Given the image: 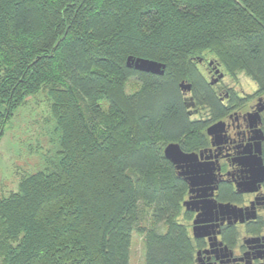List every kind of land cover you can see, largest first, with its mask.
Returning a JSON list of instances; mask_svg holds the SVG:
<instances>
[{"label":"trees","instance_id":"obj_1","mask_svg":"<svg viewBox=\"0 0 264 264\" xmlns=\"http://www.w3.org/2000/svg\"><path fill=\"white\" fill-rule=\"evenodd\" d=\"M206 56L264 93V0H0V139L28 97L50 104L47 147L28 149L38 168L0 197V264H130L133 233L144 264L190 262L185 184L163 149L202 139L179 82L216 101Z\"/></svg>","mask_w":264,"mask_h":264},{"label":"flooded vegetation","instance_id":"obj_2","mask_svg":"<svg viewBox=\"0 0 264 264\" xmlns=\"http://www.w3.org/2000/svg\"><path fill=\"white\" fill-rule=\"evenodd\" d=\"M208 61L197 64L216 101L183 94L190 117L206 126L202 139L182 149L194 158L179 170L171 163L185 184L188 264H264V93L256 85L246 92L236 76L221 87L228 75Z\"/></svg>","mask_w":264,"mask_h":264},{"label":"rangeland","instance_id":"obj_3","mask_svg":"<svg viewBox=\"0 0 264 264\" xmlns=\"http://www.w3.org/2000/svg\"><path fill=\"white\" fill-rule=\"evenodd\" d=\"M206 60H214L212 56H206ZM202 72L205 67L198 65ZM228 77L222 86L232 84L231 78L236 76L246 92L251 91L255 83L251 78H246L242 72L229 73L223 68ZM204 73V72H203ZM251 80V81H250ZM139 83L130 79L126 85V91L131 93L138 89ZM50 120V104L45 91L39 92L33 97H28L25 104L14 114L5 127L4 135L0 139V197L15 192L20 178L35 171L39 166V156L29 154L28 149L40 141L45 143V126ZM143 224H147L146 221ZM160 231L164 227L159 228ZM130 264H144V239L141 234L133 233L130 248Z\"/></svg>","mask_w":264,"mask_h":264},{"label":"water","instance_id":"obj_4","mask_svg":"<svg viewBox=\"0 0 264 264\" xmlns=\"http://www.w3.org/2000/svg\"><path fill=\"white\" fill-rule=\"evenodd\" d=\"M202 58H198V61H201ZM214 60H209L208 64L212 65ZM126 64L128 67H133L137 71L146 72L151 74L163 75L165 70V64L161 62H157L155 60H150L146 58L140 57H132L128 56L126 60ZM219 69L216 70L218 72ZM179 87L184 94L191 91V83L187 82L186 80H182L179 82ZM219 123L213 124L207 128V133L211 134L215 131L216 127ZM163 154L167 160L173 163L177 170L182 168V163H184L188 159L194 158V154L185 153L180 145L177 142H170L165 145L163 149ZM180 174L183 175V172L180 171ZM196 225V222H194ZM195 235H197L195 233Z\"/></svg>","mask_w":264,"mask_h":264}]
</instances>
